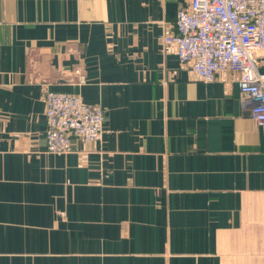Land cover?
<instances>
[{
	"label": "crops",
	"instance_id": "crops-1",
	"mask_svg": "<svg viewBox=\"0 0 264 264\" xmlns=\"http://www.w3.org/2000/svg\"><path fill=\"white\" fill-rule=\"evenodd\" d=\"M189 3L0 0V264H264V126L164 40ZM47 90L102 140L49 152Z\"/></svg>",
	"mask_w": 264,
	"mask_h": 264
},
{
	"label": "built area",
	"instance_id": "built-area-1",
	"mask_svg": "<svg viewBox=\"0 0 264 264\" xmlns=\"http://www.w3.org/2000/svg\"><path fill=\"white\" fill-rule=\"evenodd\" d=\"M176 47L181 63L206 82L224 70L238 72L242 95L251 100L250 114L264 126V0H190L176 16V31L164 36ZM46 147L68 153L73 141H100L105 110L80 94L47 90Z\"/></svg>",
	"mask_w": 264,
	"mask_h": 264
}]
</instances>
